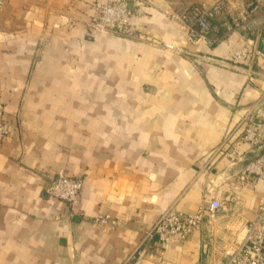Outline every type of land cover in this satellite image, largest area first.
Listing matches in <instances>:
<instances>
[{
  "label": "crops",
  "instance_id": "crops-1",
  "mask_svg": "<svg viewBox=\"0 0 264 264\" xmlns=\"http://www.w3.org/2000/svg\"><path fill=\"white\" fill-rule=\"evenodd\" d=\"M109 1L0 8V264H218L200 230L168 243L148 231L169 207L195 212L233 192L250 217L264 192L238 183L264 151L241 140L249 119L264 132V60H231L264 48L262 9L226 0L210 45L168 16L210 0L131 3L130 36L91 28ZM60 169L83 180L73 208L47 193Z\"/></svg>",
  "mask_w": 264,
  "mask_h": 264
},
{
  "label": "built area",
  "instance_id": "built-area-1",
  "mask_svg": "<svg viewBox=\"0 0 264 264\" xmlns=\"http://www.w3.org/2000/svg\"><path fill=\"white\" fill-rule=\"evenodd\" d=\"M143 0H112L97 6L96 16L90 22L93 29L105 33L130 36L134 30L130 20L134 15L131 5H138ZM4 0H0V8ZM227 7L226 0H210L203 3H193L182 10L169 12L170 19L180 23L187 31L190 41L204 40L208 44L218 41L220 27L214 21ZM262 9L264 14V0H251L249 9L255 11ZM242 57H246L247 63L264 60V48L249 49L247 46L233 51L232 63L237 64ZM8 135V125L0 122V139ZM242 142L251 151L264 147V132L257 121L249 119L241 137ZM230 164L240 160L241 154L237 146H229L223 153ZM239 184L256 185L258 180L264 182V151L247 160L238 176ZM83 180L69 175L63 169L57 171L55 177L46 188L47 193L57 199L63 200L73 208L80 199ZM229 206L221 197L212 195L208 201L203 202L195 212H184L173 207L165 209L153 224L149 235H156L160 242L168 243L174 238H185L200 227L206 216L233 210L234 213L243 209L242 196L233 192L229 196ZM234 205L235 208L231 207ZM239 206V208H237ZM235 209V210H234ZM239 239L233 240L231 249L225 251L224 257L218 264H264V192L257 199L253 215L246 216ZM109 215L98 216L93 220L104 222ZM210 221V220H209ZM141 256L133 255L131 264H141Z\"/></svg>",
  "mask_w": 264,
  "mask_h": 264
},
{
  "label": "rangeland",
  "instance_id": "rangeland-1",
  "mask_svg": "<svg viewBox=\"0 0 264 264\" xmlns=\"http://www.w3.org/2000/svg\"><path fill=\"white\" fill-rule=\"evenodd\" d=\"M229 200L230 198L225 201L228 206ZM231 207L235 208L234 205H231ZM236 210L235 213L233 210H226L216 215L206 216L202 227L197 230L204 232V234L208 235V238H213V243L209 242L208 247L210 252L215 255L214 258L217 261H221L225 251L231 249L234 244L233 240L239 239V231H241L242 224L247 219L246 215L239 212V209ZM209 255L211 254L209 253Z\"/></svg>",
  "mask_w": 264,
  "mask_h": 264
}]
</instances>
